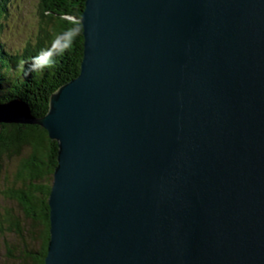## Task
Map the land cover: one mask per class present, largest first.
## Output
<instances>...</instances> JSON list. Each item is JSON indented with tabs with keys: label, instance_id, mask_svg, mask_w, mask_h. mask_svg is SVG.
Instances as JSON below:
<instances>
[{
	"label": "water",
	"instance_id": "water-1",
	"mask_svg": "<svg viewBox=\"0 0 264 264\" xmlns=\"http://www.w3.org/2000/svg\"><path fill=\"white\" fill-rule=\"evenodd\" d=\"M45 264H264V0H86Z\"/></svg>",
	"mask_w": 264,
	"mask_h": 264
},
{
	"label": "trees",
	"instance_id": "trees-1",
	"mask_svg": "<svg viewBox=\"0 0 264 264\" xmlns=\"http://www.w3.org/2000/svg\"><path fill=\"white\" fill-rule=\"evenodd\" d=\"M8 1L0 0V104L21 99L34 117H44L51 95L80 74L86 0H41L35 36L17 48L2 39ZM33 63L38 66L35 70ZM23 148L29 153L9 190L21 212L0 214V233L12 236L6 239L0 264H45L48 254V201L58 165V143L40 125H0V170L4 156H17Z\"/></svg>",
	"mask_w": 264,
	"mask_h": 264
},
{
	"label": "rangeland",
	"instance_id": "rangeland-1",
	"mask_svg": "<svg viewBox=\"0 0 264 264\" xmlns=\"http://www.w3.org/2000/svg\"><path fill=\"white\" fill-rule=\"evenodd\" d=\"M41 0H9L7 2L9 11L7 16V28L3 38L11 48L20 47L24 42L35 36L36 29L40 23L39 5ZM28 148H23L17 156H4L2 169L0 170V214L6 212L18 214L21 212L17 202L10 198V191L15 186V175L21 161L27 157ZM19 186V184L17 185ZM9 234L0 233V258L6 253V239L11 240Z\"/></svg>",
	"mask_w": 264,
	"mask_h": 264
},
{
	"label": "clouds",
	"instance_id": "clouds-1",
	"mask_svg": "<svg viewBox=\"0 0 264 264\" xmlns=\"http://www.w3.org/2000/svg\"><path fill=\"white\" fill-rule=\"evenodd\" d=\"M37 67H38V66H37L35 63H33V65H32V69L35 70Z\"/></svg>",
	"mask_w": 264,
	"mask_h": 264
}]
</instances>
